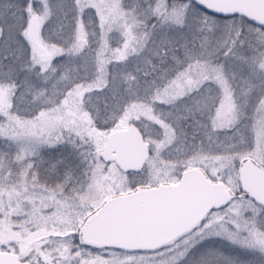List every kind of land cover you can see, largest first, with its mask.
<instances>
[{"label": "snow or ice", "instance_id": "snow-or-ice-1", "mask_svg": "<svg viewBox=\"0 0 264 264\" xmlns=\"http://www.w3.org/2000/svg\"><path fill=\"white\" fill-rule=\"evenodd\" d=\"M0 264H264V0H0Z\"/></svg>", "mask_w": 264, "mask_h": 264}]
</instances>
